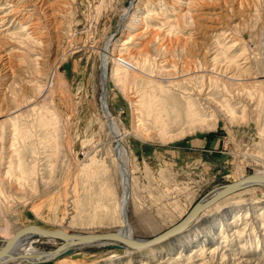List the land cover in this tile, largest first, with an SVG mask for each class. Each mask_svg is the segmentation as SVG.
I'll return each instance as SVG.
<instances>
[{
  "label": "rangeland",
  "instance_id": "rangeland-1",
  "mask_svg": "<svg viewBox=\"0 0 264 264\" xmlns=\"http://www.w3.org/2000/svg\"><path fill=\"white\" fill-rule=\"evenodd\" d=\"M15 4L28 11L25 23L40 21V45L22 14L9 12ZM0 10L10 14L0 22V229L120 230L121 178L101 102L107 39L108 105L123 122L135 239L176 224L219 185L264 172V0H0ZM162 38L171 44L169 63L155 50ZM164 64L178 76L170 98L191 93L201 115L210 120L214 112L216 122H172L165 136L147 116L145 131H133L135 107L116 69L137 66L141 90ZM263 207L264 186H251L156 245L89 246L66 260L28 264H264ZM62 240L38 239L34 250L54 252Z\"/></svg>",
  "mask_w": 264,
  "mask_h": 264
},
{
  "label": "bare ground",
  "instance_id": "bare-ground-1",
  "mask_svg": "<svg viewBox=\"0 0 264 264\" xmlns=\"http://www.w3.org/2000/svg\"><path fill=\"white\" fill-rule=\"evenodd\" d=\"M18 6H19V4L18 5L15 4V6H13L14 8H12L11 11H9V12L10 13L15 12L17 14H19V13L22 14V18L19 20V22L22 25H24V29L29 28V29H31V32L36 33L37 36L34 37V36H32L33 34H31V32L29 33V31H26L29 38H31L33 41L39 42L37 44L40 45L41 39H38V38L41 37V34L36 32V27L40 21L38 22V19L31 18L30 21L26 22L29 24H26L24 21L25 20L27 21V19H28L27 17L30 15H29V13H27L28 11L25 12V14H23V12H22L23 9L20 10L19 9L20 7H18ZM23 7H26L25 4ZM1 11L2 10H0V22L4 23V20L6 19L7 15H10V14L5 13L2 16L1 14H3V12L1 13ZM24 11H26V10H24ZM31 17H32V14H31ZM168 24H172V27H175L174 23L168 22ZM159 34L160 33H157V36ZM136 36H137V34L135 35V37ZM135 37L131 38V40H133ZM153 40H154V38L151 37L149 42H152ZM163 40L164 39L162 38V40H161L162 43L160 42L161 44H159L161 46L156 47L155 50L157 51L158 54H162L161 56L163 57L162 59H164L165 63H169L172 60V54L170 53L172 51L171 44L163 43L164 42ZM106 42L107 43H105V46H107V47L103 53V58H102L103 63H102V68H101V70H102L101 71V77H102L101 89L103 90L101 102L103 105L104 115H105L106 119H108V123H107L108 130L110 131V134H112V138L115 142V144L112 147L113 148L112 151L114 154V161L117 164L116 165L117 172L119 173V177L121 178L120 182H121V189L123 192V194L120 196V198L115 202V206H114V207H116V209L119 213V216H120V221L122 222L121 228L117 232H120L123 236L129 238L134 243L128 244L121 239H115V238L92 237V238H89L87 240H81V239H76V238H74V239H65L64 238V240H62V242H60V244L62 246H60L54 252H51V253H46V252H41V251L37 252L36 250H34V245H36L34 243V241H36L38 239H44V240L48 239V240L54 241L55 236L49 235V234L42 235L40 233H36L35 231H30V232H27L26 234H24L19 239H17L13 243L11 249L8 252H6L5 254H3L2 256H0V264H28V263H31V261L54 259L57 257H60L64 260H66L69 258V256H67V255H70L71 253L75 252L76 250H82L84 248H89V246H97V247L101 246L102 247L105 245H110V246L113 245L114 247L119 246V247H123L126 249L132 248L135 250V249H142L143 247H149L152 245H156V243H159L162 241H167L170 238L178 236V235H180V233L182 234L186 230H189V228L191 226H193L195 223L198 222L199 217L201 215H203L206 211L213 209V207H215L217 205V203L224 200L225 198H228V196L233 195L237 192H240L243 189H246L247 187H251V186L256 187V185H263L264 186V180H262V181L247 180L245 182H242L238 186V188L235 189L232 193L221 197L214 204H211L210 206L204 208V210L199 211L198 214L194 218L190 219V221H188L185 224H183L182 226H180L179 229L175 233L166 236L161 241L151 242L147 246H142V245L139 246V245L135 244L136 242H140V240L135 239V237L132 233L133 228L130 224V221H128V216H127L128 202H129V198L131 196V192H130L131 177L129 176V173H130L129 167L130 166H129L128 150L125 147V145H123V136H124L123 133L124 132L122 131V125H121V124H123V122L121 121V119H116L113 117V115L110 111V107L108 105L107 84H108V80L110 78L109 77V62H110L109 61V42H110V40L107 39ZM171 42H169V43H171ZM125 44H127V42H124V45ZM146 52H148V51H146ZM148 53H150V52H148ZM157 53H155V54H157ZM138 55H139V52H138ZM143 55L145 56V54H143ZM128 56H129V54H128ZM142 58H143V56H142ZM144 60H146L145 63L149 62L148 57H146ZM185 63L187 65H189L190 62L188 59H186ZM170 64H172V66H176V64L174 62H171ZM188 70H190V69H188ZM155 71L156 72L151 71L152 74H154L153 76H151L149 74V75H146L144 77L146 82L142 86V88H140L141 90H139V89L135 88V79H136V76L138 74L137 66L135 67V66L121 65L116 69L115 75L117 76V80L120 82L119 83V84H121L120 86H122V89L125 91L126 95L129 97V99H131L130 101L133 104V106L135 107L134 117H135L136 121H135V125L133 127L134 128L133 131H135V133H142L145 131L144 127H145V122L148 118L147 116H150L155 124H159V126L161 127L160 128V132H161L160 135L162 134L165 136L171 135V132H170L171 130H169V128H170V124L172 122L176 123L177 126H180L184 122L187 124H195V125L196 124H202L205 121L216 122L214 112H211L210 120H207L204 116L201 115V110L198 109L199 103L196 102V100H194L190 96L191 93H188L190 95H186L187 93H185V92L181 93V91H179L178 95H179V97H181V100H179V101H176L175 98H170V97H172V95L176 97L173 86H174V88H177L178 80H176V79L178 78V76L171 73V71L166 67L165 64H164V66H160V68L156 69ZM219 75H221V73H219ZM196 89H197V93H201L203 91V89H200L197 87H196ZM135 90H137V91H135ZM182 100H184V101H182ZM181 101L185 104L184 108L181 107L182 106ZM182 109H184L185 118L182 117V112H181ZM228 109L232 111V109L230 107H228ZM213 126L214 125H210V127H213ZM206 128H207V126H206ZM189 129H190V127H189ZM180 130H182V128H180ZM146 134L147 133L145 132V135ZM93 159L94 158L92 157L91 161H93ZM18 168L19 169L22 168V160H21V162L18 161ZM259 175L264 176V172L260 173ZM105 186L106 187H103V189L107 188L106 192H108V195L112 196V198L114 199L115 198L114 197L115 192L112 191V188L109 185L105 184ZM127 188H128V192H129L128 196H127ZM217 190H214L213 193ZM212 194H210L209 196H211ZM262 209H264V207ZM58 231L67 232L65 230H58ZM13 236H14V234L9 233L7 230V227L0 229V248L6 239L13 237ZM141 241H143V240H141ZM222 242H226V240L224 239ZM224 246H226V245H224ZM224 246H222V247H224ZM133 247H135V248H133ZM150 250L152 251L153 249H150ZM62 259H60V260H62Z\"/></svg>",
  "mask_w": 264,
  "mask_h": 264
},
{
  "label": "water",
  "instance_id": "water-1",
  "mask_svg": "<svg viewBox=\"0 0 264 264\" xmlns=\"http://www.w3.org/2000/svg\"><path fill=\"white\" fill-rule=\"evenodd\" d=\"M247 180L262 181V180H264V176L263 175L261 176V175L256 174V173H250V174H247V176H244L240 179L233 180L232 182H227V183H224L222 185H219V188L217 191H215L211 196L205 198L199 204H197V205L195 204L196 206L195 205L192 206L190 208V210L186 213V215L184 217H182L180 220H178L176 222V224H173L172 226L165 228L164 230H162L158 234L148 236L145 240L140 241V242H136L135 244H137L139 246H141V245L147 246L151 242L161 241L166 236L175 233L179 229L180 226H182L186 222L190 221V219L194 218L198 214L199 211H202V210H204V208L210 206L211 204H214L221 197L232 193L235 189L238 188V186L242 182H245ZM128 193L129 192H128V188H127V196H128ZM200 200H202V199H200ZM15 231H16V233H14L15 235L13 237H10L4 241L3 245L0 248V256L5 254L6 252H8L11 249L13 243L17 239H19L24 234H26L27 232H30V231H35L36 233H40L42 235L49 234V235H53V236L58 237V238L61 237L63 239L64 238L65 239L76 238V239H81V240H87V239L92 238V237H99V238L121 239L128 244L134 243L129 238L123 236L120 232H116V231H103V232H99V233H93V232L67 233V232L58 231V230H55L52 228H42L36 224H30L28 226L22 227L21 229L19 228V230L17 229Z\"/></svg>",
  "mask_w": 264,
  "mask_h": 264
}]
</instances>
